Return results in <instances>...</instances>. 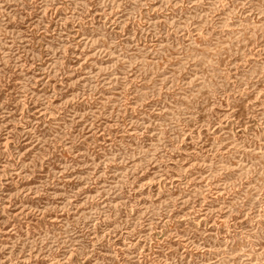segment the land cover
<instances>
[{
    "label": "rangeland",
    "instance_id": "obj_1",
    "mask_svg": "<svg viewBox=\"0 0 264 264\" xmlns=\"http://www.w3.org/2000/svg\"><path fill=\"white\" fill-rule=\"evenodd\" d=\"M0 264H264V0H0Z\"/></svg>",
    "mask_w": 264,
    "mask_h": 264
}]
</instances>
